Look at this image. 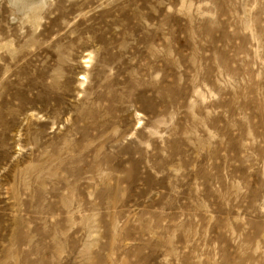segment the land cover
I'll list each match as a JSON object with an SVG mask.
<instances>
[{"label":"rangeland","instance_id":"374dc122","mask_svg":"<svg viewBox=\"0 0 264 264\" xmlns=\"http://www.w3.org/2000/svg\"><path fill=\"white\" fill-rule=\"evenodd\" d=\"M0 264H264V0H0Z\"/></svg>","mask_w":264,"mask_h":264}]
</instances>
